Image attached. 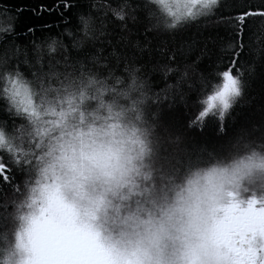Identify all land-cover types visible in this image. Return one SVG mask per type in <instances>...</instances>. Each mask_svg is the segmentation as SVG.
Segmentation results:
<instances>
[{"label":"snow or ice","instance_id":"1","mask_svg":"<svg viewBox=\"0 0 264 264\" xmlns=\"http://www.w3.org/2000/svg\"><path fill=\"white\" fill-rule=\"evenodd\" d=\"M85 7L98 13L99 26L82 14ZM24 11L55 13L64 24L76 15L80 23L75 32L65 27L59 38L37 43L35 25L16 28ZM2 15L9 25L0 33V192L8 195L0 204V229L8 242L0 264H264V193L240 194V181L264 170L258 152L205 185H176L172 164L186 154L180 145L188 130H202L206 118L221 121L218 132H225L223 121L254 72L252 65L244 67L246 55L264 75V0H186L182 13L165 0H91L87 6L53 0ZM144 17L150 23L143 30L154 37H175L192 27L197 35L186 47L157 45L166 63L153 64L150 42L140 47L134 39ZM107 20L118 22L117 43L134 52L119 56L111 39L100 40L111 35ZM17 40L31 47L21 50ZM105 42L112 46L108 55L99 46ZM112 57L123 61L127 76L112 75ZM141 60L166 77L176 74V84L161 90L165 96L172 91V102L187 107L185 97L195 94L199 108L183 132L173 135L158 108L152 109L160 93L137 75ZM157 126L164 128L158 139L165 145L158 168L144 163ZM165 187L175 191L170 204ZM122 205L136 239L124 248L111 245L102 259L97 245L109 246L95 222Z\"/></svg>","mask_w":264,"mask_h":264},{"label":"trees","instance_id":"2","mask_svg":"<svg viewBox=\"0 0 264 264\" xmlns=\"http://www.w3.org/2000/svg\"><path fill=\"white\" fill-rule=\"evenodd\" d=\"M52 2L53 0H0V33L6 30L9 25V21L2 15V11L6 10L8 12L14 13V10L17 7L32 9L40 4L50 5ZM82 3L87 6L91 3V0H82ZM82 14L91 15L95 24L97 26L100 25L101 20L95 10L88 11V9L85 7L82 10ZM68 19V24H64L59 20L58 15L55 13L51 15L44 14L41 16H36L30 11H24L19 14L15 24L18 31H26L28 27L35 25L36 32L34 39L37 43H44L48 37L56 36L59 38L61 31H63L65 27L75 32L76 25L80 23L78 17L76 15H69ZM45 23L51 24L52 27L50 29H44L42 25ZM117 23L118 22L112 20L105 21L106 31L111 33V35L101 36L100 40L106 41L111 39L113 45L116 48V53L119 56L134 52L135 50H131L122 43H117L116 33L119 32V29L116 27ZM149 23L150 20L148 17L142 18V23L139 26L134 39L138 41L140 47H143L145 43L150 42L149 48L153 49L151 56L153 64L157 62L160 64L166 63L167 54L156 52L155 48L157 45L162 48H180L182 45H184L185 41H191L195 39V36L197 35L196 28L192 27L175 37H171L167 34L154 37L152 33H145L143 30L144 26L148 25ZM145 36H147V41L145 40ZM3 42H5V37L0 35V44ZM64 42L65 44H69L67 38H65ZM17 43L21 50H23L26 45L31 47V43L29 41L17 40ZM99 46L104 48L105 55H108L112 51V46L108 45L106 42L100 44ZM184 46L186 47L187 45ZM143 55L144 59H148L147 52H145ZM245 60L246 63L244 67L247 68L249 65H252L254 72L248 77L247 86L245 87L242 96L233 105L229 114L223 121L225 132L223 134L218 132V129L221 126V121L214 117L206 118L202 130H188V135L182 139L180 145L182 148L186 149V154H182L181 156H178L176 160L172 161V164L174 165V171L176 172L174 179V183L176 185L183 187L185 185L186 177L194 169L203 167L210 163V154L219 153L220 145L229 138H235L239 136L241 138L242 144L247 143L253 149H258L261 146H264V75L261 74L259 63L253 64L252 58L248 55H246ZM47 63L48 57L45 55L44 64L47 65ZM111 66L113 70V76H120L121 78L127 76L123 61L117 63L116 58L112 57ZM135 67L140 69L137 75L142 79L147 80V84L152 92L160 93V103L158 106L153 104L152 109L157 110L158 108L163 123L171 125L169 131L173 135L177 134V130H179V132H183L187 125V121L191 118H194L196 111L199 108V104L195 100V94L189 93L185 97L187 107L183 102H172V91L169 90L168 96H165L161 90L165 88L166 84H176L177 76L175 73H170L166 77L163 71H156L152 69L151 66L144 65L143 60L136 63ZM32 70L34 69H28V73L30 74ZM109 80H111V77H109ZM2 119L3 116L0 114V120ZM8 124L11 126V121H8ZM163 131V126H157L156 132L158 134L163 133ZM24 179H27V177H21V181ZM164 183L167 185V181ZM21 186L23 188V184ZM159 189L160 185L158 183V194H160ZM164 191L167 196V202H172L175 197V191L170 190L167 187H165ZM176 191H179V188H177ZM257 194L259 195V193ZM6 195L8 194L0 192V204L3 203ZM17 198H20L19 194H17ZM9 211H13V209L9 208ZM7 242L8 234L3 229H0V250H2L3 247L7 245Z\"/></svg>","mask_w":264,"mask_h":264},{"label":"clouds","instance_id":"3","mask_svg":"<svg viewBox=\"0 0 264 264\" xmlns=\"http://www.w3.org/2000/svg\"><path fill=\"white\" fill-rule=\"evenodd\" d=\"M239 99V98H238ZM158 133L156 128L150 135L151 143V158L145 157L144 163L150 164L156 168L159 167V163L156 160L158 154L164 148L162 140L158 139ZM247 144V143H245ZM241 142L239 136L235 138L227 139L222 145H220L219 153L210 154V163L207 165L194 169L185 179V185L191 182H198L200 185L215 182L219 177L221 169H231L239 160L249 155L252 150L258 152L260 158L264 159V146L258 149H253L249 144L245 147ZM158 178V177H157ZM252 191L259 194L264 193V170L254 169L248 176H245L240 181V194L246 196ZM171 203V202H170ZM169 203V204H170ZM156 213H159V209H155ZM129 214V209L126 205H122L119 212L109 210L107 214L100 213L99 218L96 220V224L100 230L103 238V243L109 247H100L97 245V254L103 259L106 258L111 245H116L118 248L127 247L129 240H135V228L131 221L125 220V217ZM171 250L172 243L166 241Z\"/></svg>","mask_w":264,"mask_h":264},{"label":"rangeland","instance_id":"4","mask_svg":"<svg viewBox=\"0 0 264 264\" xmlns=\"http://www.w3.org/2000/svg\"><path fill=\"white\" fill-rule=\"evenodd\" d=\"M165 3L169 5L173 11L182 13L184 11L186 0H165Z\"/></svg>","mask_w":264,"mask_h":264}]
</instances>
